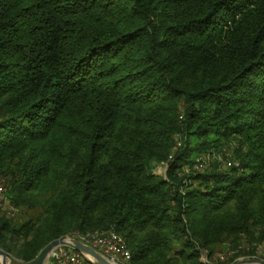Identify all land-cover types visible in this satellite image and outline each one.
Returning a JSON list of instances; mask_svg holds the SVG:
<instances>
[{
    "label": "trees",
    "instance_id": "1",
    "mask_svg": "<svg viewBox=\"0 0 264 264\" xmlns=\"http://www.w3.org/2000/svg\"><path fill=\"white\" fill-rule=\"evenodd\" d=\"M0 177L14 262L111 230L129 264L264 260V0H0Z\"/></svg>",
    "mask_w": 264,
    "mask_h": 264
},
{
    "label": "built area",
    "instance_id": "2",
    "mask_svg": "<svg viewBox=\"0 0 264 264\" xmlns=\"http://www.w3.org/2000/svg\"><path fill=\"white\" fill-rule=\"evenodd\" d=\"M228 166L232 167V164L228 163ZM6 194V184L0 180V204L6 202ZM7 215L9 218L14 219L17 215V209L14 206L9 207L7 209ZM67 238L77 239L91 246L112 264H129L132 260V252L129 250L126 241L113 230L88 233L85 235L75 233ZM50 259L55 264H81L84 257L70 248L61 247L52 254ZM203 262L204 264H214V259H210L205 254Z\"/></svg>",
    "mask_w": 264,
    "mask_h": 264
},
{
    "label": "water",
    "instance_id": "3",
    "mask_svg": "<svg viewBox=\"0 0 264 264\" xmlns=\"http://www.w3.org/2000/svg\"><path fill=\"white\" fill-rule=\"evenodd\" d=\"M61 247H66L74 250L75 252L81 254L92 264H112L100 253H98L97 250H95L91 246L86 245L82 241L73 238H65L52 244L43 252L42 256L35 264H48L47 262L50 260L52 254ZM0 260L2 264H9L10 262L9 257L2 251H0ZM237 264H264V261L257 260L256 258L243 260L241 262H238Z\"/></svg>",
    "mask_w": 264,
    "mask_h": 264
},
{
    "label": "rangeland",
    "instance_id": "4",
    "mask_svg": "<svg viewBox=\"0 0 264 264\" xmlns=\"http://www.w3.org/2000/svg\"><path fill=\"white\" fill-rule=\"evenodd\" d=\"M167 171H168V167L166 166V165H163V166H160V167H158L156 170H155V173L156 174H159V175H161V176H165L166 174H167ZM0 180L1 181H4L6 184H8L7 183V180H8V178H4V177H0ZM12 202L10 201V198L8 199V198H6V202L5 203H3V204H0V217L1 218H4V219H6V220H9L10 218L8 217V215H7V209H9V207H13L14 205L13 204H11ZM15 208V207H14ZM19 219H20V212H19V210L17 209V215H16V217L14 218V220L13 221H15V222H18L19 221ZM21 221V220H20ZM19 221V222H20ZM262 251L259 253V255H260V257H264V246L262 247V249H261ZM217 255H227L228 256V258H230V257H232V256H230L231 255V253L230 252H220V253H218ZM226 256V257H227ZM213 258H216V256H214ZM10 262H9V264H22L21 262H14V261H12V260H9ZM242 261V260H241ZM241 261H239V262H241ZM261 261H264L263 259L261 260ZM227 262V261H226ZM226 262H223V263H226ZM48 264H55V263H53V261L50 259L48 262H47ZM214 264H223V263H221V262H213Z\"/></svg>",
    "mask_w": 264,
    "mask_h": 264
},
{
    "label": "crops",
    "instance_id": "5",
    "mask_svg": "<svg viewBox=\"0 0 264 264\" xmlns=\"http://www.w3.org/2000/svg\"><path fill=\"white\" fill-rule=\"evenodd\" d=\"M227 255H216V258H213L214 259V262H225L228 260V256L226 257Z\"/></svg>",
    "mask_w": 264,
    "mask_h": 264
}]
</instances>
